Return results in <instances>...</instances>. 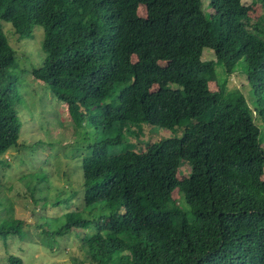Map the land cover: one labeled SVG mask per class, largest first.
I'll use <instances>...</instances> for the list:
<instances>
[{
  "label": "trees",
  "instance_id": "16d2710c",
  "mask_svg": "<svg viewBox=\"0 0 264 264\" xmlns=\"http://www.w3.org/2000/svg\"><path fill=\"white\" fill-rule=\"evenodd\" d=\"M253 2L264 10V0ZM207 7L209 14L203 0H0V163L9 149L27 148L8 36L29 38L35 26L44 58L30 72L87 136L82 205L44 229L54 245L107 221L80 237L74 264H264L263 22H252L242 0ZM204 48L214 59H202ZM235 71L250 85V102L225 90ZM143 124L172 134L127 148L128 133ZM184 162L189 172L179 179ZM40 173L36 182L47 184ZM22 227L29 229L12 217L0 237ZM8 264L23 262L11 255Z\"/></svg>",
  "mask_w": 264,
  "mask_h": 264
},
{
  "label": "rangeland",
  "instance_id": "374dc122",
  "mask_svg": "<svg viewBox=\"0 0 264 264\" xmlns=\"http://www.w3.org/2000/svg\"><path fill=\"white\" fill-rule=\"evenodd\" d=\"M253 1L242 0V3L250 7L248 14L252 22H263L264 28V10ZM207 3L208 0H203L204 10L209 14L212 9L207 7ZM138 14L145 15L144 6L138 7ZM9 26V23L2 22V27ZM31 35L20 40L16 34L8 36L15 50L21 79L16 103L21 120L19 139L24 141L27 148L9 149L2 156L6 163H0V225L14 217L22 219L24 226H29V229L23 231L22 227L19 234L4 239L0 237V264H8L11 255L20 257L23 264H74L73 258H81L82 254L80 237L87 232L102 230L108 224L104 219L92 229H73L57 237L54 245L53 239L44 237V229L57 228L65 212L82 205V177L79 170L88 143L85 133L73 127L66 105L55 100L42 82L32 76L31 69L40 66L44 58L42 27L35 26ZM202 59H214L213 51L204 48ZM226 78V91L240 92L248 102L251 101L252 91L243 74L235 71ZM210 88L217 89L216 83L211 82ZM155 131L151 132L149 126L141 125L139 129L128 133L127 148L141 151L147 142L172 134L168 130ZM262 146L264 148V140ZM40 170L45 172L47 184L44 181L36 182L37 176H44L42 173L38 175ZM188 172L189 165L184 162L178 169L177 177H186ZM74 190H77L76 196L69 197ZM58 199L60 202L56 204L54 201ZM38 217H42L40 224H36L39 222Z\"/></svg>",
  "mask_w": 264,
  "mask_h": 264
}]
</instances>
